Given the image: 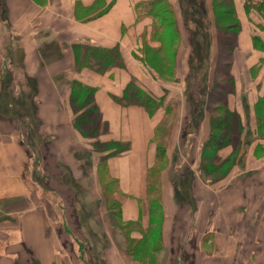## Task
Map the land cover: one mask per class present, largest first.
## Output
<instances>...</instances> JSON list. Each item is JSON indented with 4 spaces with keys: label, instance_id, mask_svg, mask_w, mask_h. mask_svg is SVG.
<instances>
[{
    "label": "crops",
    "instance_id": "0c3cea01",
    "mask_svg": "<svg viewBox=\"0 0 264 264\" xmlns=\"http://www.w3.org/2000/svg\"><path fill=\"white\" fill-rule=\"evenodd\" d=\"M145 1L0 0V264H141L111 230H104L105 245L101 231L80 234L86 227L84 209L69 202L61 212L53 189L39 186L37 176L50 179L45 164L54 170L45 139L70 127V78L95 87V103L108 127L105 141L128 145L107 157V173L118 185L121 220L130 223L121 228L143 244L151 227L148 170L156 161L155 133L166 103L150 110L121 98L134 83L157 100L170 87V80L135 55L151 21L138 16L137 6ZM167 1L175 10L181 3ZM243 1L235 0L240 28L228 65L236 89L227 97L243 125L241 137L219 151L225 163L231 162L229 169L219 178L204 179L202 152L212 129L207 96L216 67L209 62L200 118L195 109H183L168 137L158 236L162 248L154 264H264V110L257 108L264 97V26L255 19L257 11L246 12ZM87 10L92 13L85 15ZM83 46L118 47L122 62L102 71L72 70ZM243 58L248 61L240 62ZM61 73L65 78L58 77ZM178 77L173 83L180 85ZM178 84L173 87L181 89Z\"/></svg>",
    "mask_w": 264,
    "mask_h": 264
},
{
    "label": "rangeland",
    "instance_id": "374dc122",
    "mask_svg": "<svg viewBox=\"0 0 264 264\" xmlns=\"http://www.w3.org/2000/svg\"><path fill=\"white\" fill-rule=\"evenodd\" d=\"M223 9H226L225 12L222 11ZM91 13V10H87L84 14ZM255 13L257 14L255 19L264 26V16L261 17L260 14ZM164 23L166 26L159 28V21L151 18L147 29L139 37L135 55L147 66L148 63L154 65L165 78L170 80V87L167 88L166 95L161 103L162 105L166 103L167 111L161 124L163 128H166L172 126L176 120L182 117L181 111L185 108L195 109L197 113L195 118L199 119L201 108L205 105L207 98L209 109L214 108L215 98H209V96L206 98L210 76L209 62H216V88L224 84L230 92L235 91L234 77H225L223 74L228 72V64L234 59L237 45L235 31L230 28L232 31L229 29V32H227L226 24H236L237 20L232 15V6L229 0H181L178 9L175 10L174 8V14H167ZM154 26L157 27L156 31L153 29ZM231 26L234 27V25ZM225 39H229L227 41L232 44L230 46L224 44ZM161 45L162 50L157 53L154 52V56L151 47ZM83 47L78 50V62L76 67L71 68L72 70L79 69L82 66H88L96 70L100 68L106 70L108 68L102 62L89 57L88 51ZM241 53L244 54L245 52ZM246 54L249 57V54ZM244 59H241L240 62H243ZM247 61L248 59L244 62ZM254 71L253 69V73ZM72 74L73 72L70 75ZM178 75H182L180 79L182 80L181 89L173 87L178 84L173 83L174 80H179ZM58 77L65 78V74L64 76L62 73L58 74ZM180 85L178 84V86ZM70 89L72 109L70 127L65 132H57L55 138L50 136L51 138L45 139L46 145H50L47 148L49 151L48 158L52 157L53 161L51 163L54 170L50 165L48 167V164H45L46 171L44 169V172L49 173L50 179L45 181L42 174L38 173L39 186L46 185L53 189L54 195L52 197L58 202L61 212L64 211L65 204L69 202L75 207L81 206L84 209L82 214L85 215L86 227L81 226L80 234L94 236L101 231L99 234H101L100 236L103 238V244L105 245L107 241L104 238V230H111L113 234L121 237L125 249L133 250L135 248L148 253L149 243H151V240L154 241L155 238L153 234L150 236L148 234L143 244L135 243L134 240L131 239V241L127 238L128 231L121 228L116 222L118 215L117 200L115 198L117 183L107 173V157L115 152L118 153L122 146L118 143L111 144L105 141L108 129L107 123L101 119L90 93L91 91L82 87L80 81L72 78H70ZM181 91L182 93H180ZM179 93L180 95H178ZM196 97H198V100ZM167 105L170 107L167 108ZM261 108L263 107L261 106ZM213 114L216 126L220 118L231 122L229 123L231 128L226 131L230 137H234L237 132L241 131L238 119L226 113L223 106L215 107ZM64 120L61 121L65 122ZM214 133L221 135L222 131L215 128ZM60 137L62 140H59ZM247 137L251 138L249 133H247ZM155 139L159 145L163 144L164 137L161 136L159 130L156 132ZM167 142L168 140H166ZM53 146H56L54 150ZM235 149L238 151L237 145ZM206 150L213 154L215 152L214 148L209 146L206 147ZM213 164V161L209 160L204 162V166ZM229 164L231 162L224 163L223 166L215 164L217 169L206 174V170H201V175L204 179L211 176H214L215 179L219 178L224 174V169ZM158 168H160V174L155 172L153 177L158 178L159 189L162 192L163 172L168 169V161L159 163ZM153 196L157 195L153 194ZM94 209L99 213V216L96 215ZM87 219L90 220L89 224ZM98 223H101V226ZM155 231L154 228L152 232L155 233Z\"/></svg>",
    "mask_w": 264,
    "mask_h": 264
},
{
    "label": "trees",
    "instance_id": "16d2710c",
    "mask_svg": "<svg viewBox=\"0 0 264 264\" xmlns=\"http://www.w3.org/2000/svg\"><path fill=\"white\" fill-rule=\"evenodd\" d=\"M229 1L231 3V6H232V15L237 20V23L236 24H234V23L226 24V26L228 28L227 32H229L230 28L233 31H235L234 32L235 40L237 41V33L239 31V28H240V21H239L238 15H237L236 6L234 4L235 0H229ZM243 5H244V8H245L247 13H250L252 11H257V12H260L264 16V0H261V1L244 0ZM137 7H138L137 12H138L139 17L150 16L155 21L156 20L159 21V24H158L159 28L166 26L164 22H165V17L167 16V14H172V15L174 14V6L171 3H169L167 0H149V1H145V2H140ZM225 10L226 9H223L222 11L225 12ZM155 25H156V22H155ZM231 25H234V27ZM155 27L156 26H154L153 29H155V31H156L157 27L156 28ZM254 39H255V42L258 43V37H255ZM227 40H229V39H225L223 41V43L230 46L232 43L229 44V41H227ZM235 40H234V43H235ZM83 49H86L88 51L87 53H88L89 57L95 58L96 60L105 64L106 68L111 67L113 65L120 64L122 62L120 50L118 47H115L112 49H106V48H101V47L93 48V47L84 46ZM151 50H153V55H154L155 53L160 52L162 50V45L159 47H151ZM148 66L150 69L155 71L156 74L165 78L155 68L154 65H152L151 63H148ZM102 69L105 70L104 68H102ZM102 69L100 68L99 70H102ZM223 76L233 77L230 74L229 69H228V72L223 74ZM215 83H216V81L213 84V88L209 92V98H215V100L213 102L214 108L223 106L225 108L226 113H229L232 116H235L239 121V125L241 126V131L237 132L234 135V137H230L226 133V131L231 128V126H229V123H231V122H229L228 120H226L224 118L223 119L220 118L217 121V126H216V122L214 120V114H213L214 108H212L210 110L212 129H211V133H210L207 141L204 143V146H203V152H202L203 160H202L201 167H200L201 170H206L205 174L212 172L215 169H217L215 167V164L223 166V164L226 161H225V159H221V156L219 155L220 149L229 142L236 143L240 139L241 133L243 130V125L241 123L240 117L238 116V114L235 111L230 110V108L228 107L227 97L232 92H230L229 89L227 88V86L224 84H221L220 87L218 86V88H216L217 84L215 86ZM81 86L88 88L91 91L90 93H91V95L93 97V101L95 103L94 93L96 91V88L91 87V86H87L83 82H81ZM163 98H161L160 100L155 99L149 93H147V91H145L142 87H140L139 85L134 83V84L129 85V87L127 88V90H126L124 96L121 98V100L124 103H136V104L143 105L150 110H154V109H156L162 105L161 103H162ZM95 106H97L96 103H95ZM261 106L263 108L260 109ZM169 107L170 106L167 105V108H169ZM257 108H258L259 113H260V110H264V97L259 99V101L257 103ZM258 117L260 120L261 115L259 114ZM161 124L157 127L156 132L159 130L161 136L164 137V141H163V144L159 145L157 140L154 139L157 143V156H156L155 163L148 170L147 208H148V211H149L150 216H151V227L149 229H146L144 232L145 237H147L148 234H149V236L153 234L155 236V238H154L155 243L152 246V248L149 249L148 253H150V254L147 253L148 255L145 254V252H142L141 250H137L135 248H133V250L131 249V252L136 253L137 255L140 256L141 264H154V260H153L154 255H156V253L162 248V242H161L160 238L158 237L159 231H160L161 219H162V215H163L162 214V192L159 189L160 188L159 187V180H158V178L156 179L155 176L153 177V173L159 172V174H160V168H158V164L162 163V162H167V143H166V140H168L172 126H168L166 128H163L161 126ZM215 128L221 130L222 134L221 135L215 134L214 133ZM155 138H156V133H155ZM108 143L120 144L122 146V148H121V150H119V152L127 149V147H128V145L121 144L120 142H108ZM212 143H214V144H212ZM207 146L214 148V150H215L214 154L212 152H207V150H206ZM113 154H117V153L115 152ZM206 160L213 161L214 164L210 165L211 167L210 166H204V162ZM229 167H230V165L225 167L224 172L227 171L229 169ZM161 170H162V168H161ZM116 183H117V181H116ZM153 194H155L157 196H153ZM116 208H117V212H118V215L116 217V222L119 224V226L125 227L127 225H130V223L128 224V223H125L123 220H121L120 204L118 201H117ZM154 228L156 229L155 233L152 232V230Z\"/></svg>",
    "mask_w": 264,
    "mask_h": 264
}]
</instances>
